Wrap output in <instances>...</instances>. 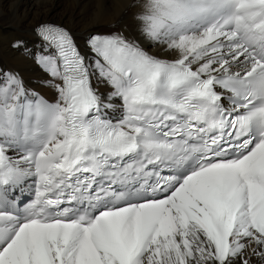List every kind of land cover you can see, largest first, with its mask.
<instances>
[{
    "label": "snow or ice",
    "instance_id": "1",
    "mask_svg": "<svg viewBox=\"0 0 264 264\" xmlns=\"http://www.w3.org/2000/svg\"><path fill=\"white\" fill-rule=\"evenodd\" d=\"M108 27L10 44L55 97L0 67V264L264 261V0H128Z\"/></svg>",
    "mask_w": 264,
    "mask_h": 264
},
{
    "label": "bare ground",
    "instance_id": "2",
    "mask_svg": "<svg viewBox=\"0 0 264 264\" xmlns=\"http://www.w3.org/2000/svg\"><path fill=\"white\" fill-rule=\"evenodd\" d=\"M101 3L102 0H0V67L19 72L27 87L40 89L54 99V91L45 83L51 78L31 60L17 54L10 44L16 39H23L32 46L34 37L31 28L45 20L69 28L78 42H82L90 32L109 31V23L119 16L128 0H104L103 9ZM131 16V12L126 13L120 24L128 36L135 34ZM142 46L149 54L161 59L170 60L175 55L158 44L142 41ZM93 86L96 87L95 81ZM99 91L106 93L110 89L101 84ZM249 264H264V261L251 255Z\"/></svg>",
    "mask_w": 264,
    "mask_h": 264
}]
</instances>
